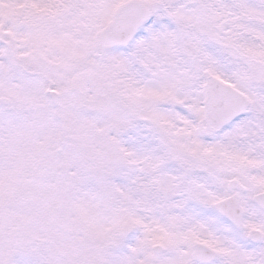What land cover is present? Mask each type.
<instances>
[{
    "label": "snow or ice",
    "instance_id": "1",
    "mask_svg": "<svg viewBox=\"0 0 264 264\" xmlns=\"http://www.w3.org/2000/svg\"><path fill=\"white\" fill-rule=\"evenodd\" d=\"M0 264H264V0H0Z\"/></svg>",
    "mask_w": 264,
    "mask_h": 264
}]
</instances>
